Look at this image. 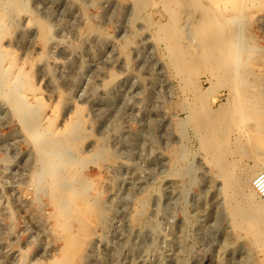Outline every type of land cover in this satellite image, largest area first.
<instances>
[{"label": "rangeland", "instance_id": "obj_1", "mask_svg": "<svg viewBox=\"0 0 264 264\" xmlns=\"http://www.w3.org/2000/svg\"><path fill=\"white\" fill-rule=\"evenodd\" d=\"M22 1L27 10L3 0L9 25L0 28V48L27 73L18 84L35 112L26 115L35 119L34 127L40 125L41 140L44 126L61 130L77 119L57 151L70 161L79 147L85 157L75 161L79 176L63 196L66 212L78 208L76 198L98 200L102 207L100 221L87 223L91 236L79 264H264L253 236L232 227L222 180L186 120L179 75L157 28L147 23L158 18L156 6L136 13L132 0ZM249 4L243 35L263 51L244 54L258 59L252 71L263 81L257 83L245 63L241 70L257 89L243 90L264 105V8ZM198 77L204 81V74ZM227 92L217 89L214 107L225 103ZM15 96L0 90V264H52L65 246L64 235L76 226L59 228L46 186L62 165L40 175L34 149L40 138L25 133L18 114L22 102ZM242 126L230 134L237 158L230 176L244 178L248 192L254 159L236 140L245 141L244 130L255 127L254 121ZM98 145L105 151L95 156ZM35 172L38 189L30 184Z\"/></svg>", "mask_w": 264, "mask_h": 264}, {"label": "bare ground", "instance_id": "obj_2", "mask_svg": "<svg viewBox=\"0 0 264 264\" xmlns=\"http://www.w3.org/2000/svg\"><path fill=\"white\" fill-rule=\"evenodd\" d=\"M7 1L12 3L14 8L26 9L22 0ZM132 1L134 4L133 11L136 13H139L141 9L150 13L151 7L155 8L156 6L155 10H152L155 11L158 18L149 17L147 23L155 25L157 28V40L164 43L163 45H165L172 66L179 75L180 81L178 82L181 84V92L187 97L184 96L186 103L183 105L186 107V120L190 121L200 147L210 161L208 162L214 165L217 175L222 180L223 202L227 205L224 204V206L228 207L226 208L227 210L224 209L228 212L232 222H234L232 227L244 228L248 236H253L254 240L250 238L254 243L264 251V199L258 195L253 186L255 179L253 175L264 174V149L261 148L262 144L264 145V105L261 102V98L256 94V96L250 97L246 94L247 90H243L247 86V89L253 91L255 83L263 81L260 75L252 71L257 66L258 59H255L254 55L250 53L247 55L244 53L250 51L262 52L263 49L256 45L254 38L243 35L242 23L248 15L249 5H251L249 3L255 4V8L262 10L264 8V0ZM158 4L161 6L157 7ZM4 6L5 3L0 0V28H6L9 25L6 11L4 12L2 8ZM35 23L41 30H44L42 22L35 20ZM2 49L0 48V90L2 95L15 93L14 101L20 100L22 102L18 112L20 121L27 136L35 139L40 134L38 133L40 130H37L40 125L37 128L34 127L35 119L26 115L32 102L25 96L26 91H20V83L18 84L21 77H27V73L14 63L13 56H11V53L9 54L10 51L4 52ZM3 62H5V65ZM245 63L251 64L250 72H252L255 83L250 82V78L248 80V72L241 70ZM200 73L204 74V81L199 80L198 76ZM204 83L208 84V86L204 87ZM220 87H226L229 96L225 103L214 107L215 93ZM32 88V86H27V89H23L29 91ZM232 102H234L233 106L231 105ZM34 103L38 105L37 108L43 106L39 100ZM35 104L32 106L34 107ZM32 111L35 112L34 109ZM249 118L254 121L255 127L252 126L247 129L245 128V123ZM50 121L48 119L49 123ZM76 121V118H72L61 130L44 126L45 128L41 129L43 131L41 134L44 138L41 140L39 135L40 142L38 138L34 140L38 142L34 143V149L36 160L41 164L40 175L48 174L51 169L57 167L58 163L62 165L61 168L56 169L51 175L48 184L46 183L47 186L45 185L48 188V197L54 203L53 209L55 208L57 211V216L55 217L60 221L59 228L69 229L71 223L76 226L75 232L70 231L67 235H64L65 246L52 264H79L82 257H86L83 256V251L91 236L87 223L92 220L99 222L101 216V203L94 199L89 201L85 198H76L75 203L78 208H74L72 212H66L70 208L68 203L63 200V196L67 197V191L69 192V189H71V183L79 176L76 171L78 163L75 161L77 158L79 161H84L85 157L79 152V147L74 148L75 152L72 157L75 159H69L70 161L60 157L57 151L60 144L67 140L63 137L68 136L74 130ZM241 124L243 125L242 127L245 126L244 135H242L245 144L240 138L236 140V143L239 146L243 145V150L253 156L255 166L249 172L248 181L250 185L248 192L244 188V178L230 176L234 172L237 162V158L233 156L232 149H230V134L233 127ZM104 145H98L95 150L96 153H94L95 156H100L99 152L105 151ZM228 157H232V160L228 159ZM69 158L71 157L69 156ZM191 171L189 172L191 173ZM39 177L35 172L30 182L35 188L40 183H38ZM46 181L48 180L46 179ZM56 181L60 183L58 189L53 186ZM86 197H89V194ZM78 215L82 217L78 218ZM61 220H64V222H61ZM262 261H264V258Z\"/></svg>", "mask_w": 264, "mask_h": 264}, {"label": "built area", "instance_id": "obj_3", "mask_svg": "<svg viewBox=\"0 0 264 264\" xmlns=\"http://www.w3.org/2000/svg\"><path fill=\"white\" fill-rule=\"evenodd\" d=\"M253 186L257 191L258 195L264 199V174L256 175Z\"/></svg>", "mask_w": 264, "mask_h": 264}]
</instances>
